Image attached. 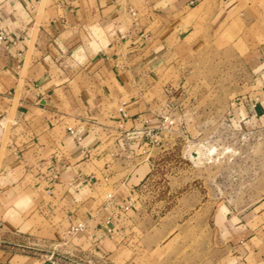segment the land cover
I'll return each mask as SVG.
<instances>
[{
  "label": "crops",
  "instance_id": "obj_1",
  "mask_svg": "<svg viewBox=\"0 0 264 264\" xmlns=\"http://www.w3.org/2000/svg\"><path fill=\"white\" fill-rule=\"evenodd\" d=\"M192 1L0 0V264H264V199L148 212L163 116L264 125V0Z\"/></svg>",
  "mask_w": 264,
  "mask_h": 264
},
{
  "label": "rangeland",
  "instance_id": "obj_2",
  "mask_svg": "<svg viewBox=\"0 0 264 264\" xmlns=\"http://www.w3.org/2000/svg\"><path fill=\"white\" fill-rule=\"evenodd\" d=\"M218 81L216 78L210 83L216 85ZM227 81V86L233 88L234 82L229 78ZM218 109L188 110L185 115L172 118L174 125L161 126L152 155L156 166L153 176L160 184L156 192L164 205H147L148 212L155 210L162 217L174 213L178 220H185L191 213L203 214L205 200L211 202L206 208L213 217L220 208L233 214L248 211L263 201L264 125L250 119L238 127L229 125ZM177 181L192 184L201 204L189 209L171 203V183ZM220 202L225 205L220 206Z\"/></svg>",
  "mask_w": 264,
  "mask_h": 264
},
{
  "label": "built area",
  "instance_id": "obj_3",
  "mask_svg": "<svg viewBox=\"0 0 264 264\" xmlns=\"http://www.w3.org/2000/svg\"><path fill=\"white\" fill-rule=\"evenodd\" d=\"M198 0H193L192 3L197 2ZM135 15V13H132ZM0 40L6 42L5 37H0ZM175 121L169 116H163L162 128L166 125H174ZM148 136L152 135L151 131L147 133ZM86 229L85 223L77 222L72 225L67 231L66 236L70 239L81 235ZM48 260L54 264H90L85 262L83 259L75 257L73 255L62 253L56 248H53L49 253Z\"/></svg>",
  "mask_w": 264,
  "mask_h": 264
}]
</instances>
